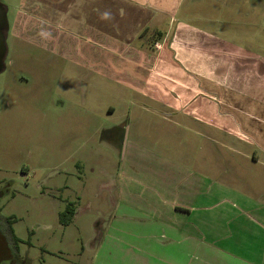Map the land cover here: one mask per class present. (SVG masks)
Segmentation results:
<instances>
[{
    "label": "rangeland",
    "instance_id": "374dc122",
    "mask_svg": "<svg viewBox=\"0 0 264 264\" xmlns=\"http://www.w3.org/2000/svg\"><path fill=\"white\" fill-rule=\"evenodd\" d=\"M6 2L13 32L32 44L15 46L11 35L0 77V192L11 186L0 196V231L13 245V230L20 259L4 264H208L202 231L223 232L240 191L226 173L257 167L232 158L224 98L206 80L247 91L264 81V0H182L176 24L191 23L172 33L164 17L147 25V13H135L140 23L125 25L95 10L109 0ZM79 20L92 24L84 38ZM56 21L72 33L55 28L56 53L36 50L31 61ZM123 122L118 154L101 134Z\"/></svg>",
    "mask_w": 264,
    "mask_h": 264
},
{
    "label": "crops",
    "instance_id": "0c3cea01",
    "mask_svg": "<svg viewBox=\"0 0 264 264\" xmlns=\"http://www.w3.org/2000/svg\"><path fill=\"white\" fill-rule=\"evenodd\" d=\"M142 1L141 3L134 4L132 0H125L126 3H121L117 0H109V3L104 5H97L95 10L100 12L102 9L106 12L114 14L115 21L120 24L134 25L136 22L140 23L139 16L135 17V13H147V25L148 23L157 18L164 17L169 19V24L172 28H169L170 33L173 29H178L181 25L187 27L188 20H183L181 24H176V16L180 10V4L182 0H136ZM149 1V4L147 3ZM118 14V16H117ZM94 28L97 30V23L100 19L94 15ZM75 21V20H74ZM72 21V22H74ZM81 21V20H79ZM78 21V22H79ZM86 22V23H85ZM89 21L84 20V24ZM188 22V23H187ZM82 24V21H81ZM85 27V29H83ZM80 26L82 31L89 29L92 24ZM140 27V26H139ZM149 27V26H147ZM68 33L70 34L71 28L68 26ZM185 31V30H184ZM183 30L179 32V35H183ZM197 32V31H196ZM82 33H85L82 32ZM167 35L170 36V33ZM175 37L178 36L177 31L173 32ZM84 38V34L81 35ZM81 38V37H80ZM124 39L123 41H126ZM128 41V40H127ZM176 49L171 44L170 51L173 52ZM125 50L120 49L119 52ZM126 50L125 52L127 53ZM131 52H137L135 55L143 56V50L135 49L132 47ZM236 56H246L235 54ZM134 55L132 54V57ZM158 57H155L156 63ZM255 59L247 56V61L251 62ZM256 64V63H255ZM248 66V65H247ZM246 66V67H247ZM262 69V67H261ZM263 71L260 70V73ZM162 79V75H159ZM263 75L260 74V78ZM202 80H205L202 78ZM214 87L221 89L220 93L224 99H217L219 105L218 113L221 116V120L224 119L229 125L228 132L234 135V139L230 142L229 151L233 153L232 158L242 157L249 161H252L257 167L256 171H247L245 173L244 168L240 170L232 169L226 173L227 177L230 176L232 183L230 186L240 188V191L232 190L236 195V201L227 202L231 204L230 213L225 217L224 229L221 234H208V231H202L205 238L208 240L206 246L208 264H264V89L263 82L255 80L253 83L256 86H252L255 91L246 88H234L226 85L219 86L209 80H206ZM263 93V94H262ZM213 97V101L216 99ZM180 122V121H179ZM215 131V129H214ZM231 140V139H230ZM234 180V181H233ZM232 197V196H231ZM239 201V203L237 202ZM186 210V209H185ZM234 210V211H233ZM190 213L189 210H186ZM233 211V212H232ZM183 212V211H182ZM196 231V230H195ZM182 233H186L185 229ZM188 232L185 237L189 240L199 241L201 235L198 232ZM105 234V233H104ZM99 247V246H98ZM97 247V248H98ZM201 261L199 260V263Z\"/></svg>",
    "mask_w": 264,
    "mask_h": 264
},
{
    "label": "flooded vegetation",
    "instance_id": "af4514ba",
    "mask_svg": "<svg viewBox=\"0 0 264 264\" xmlns=\"http://www.w3.org/2000/svg\"><path fill=\"white\" fill-rule=\"evenodd\" d=\"M22 5H23V1L20 3L19 8ZM33 12L35 14H33L32 12H28L30 14V16H31L30 19L37 20V15L38 14H36L37 12L35 10H33ZM17 13L20 14V11H17ZM9 16H10V7H9L8 3L6 2V0H0V77L7 70V61H8V56H9V53H10L9 40H10L11 35L13 37V41H14L15 46H17V45L18 46H22L24 44L23 41H27V43L30 44V45L32 44V42H29L30 41V37L27 38V37L23 36L22 34H20V32L17 33V35H16L13 32V28L11 27V19H10ZM18 18L19 17L17 15V20L15 19V23L18 21ZM73 19H75V18H73ZM74 22H73V24H74ZM80 23H81V21L78 22V30H77L78 38L81 37V33L83 32L82 28H80V26H82ZM48 27L49 28L45 29L48 39L45 40L46 42L43 39H40V41L36 44L37 46L36 47H32L33 48L31 50L32 53H30V60L31 61L34 59V57L36 59V56H37L36 55L37 53L35 52L36 50L44 51L45 53H48V54L53 53V52L56 53V50L54 49V44L55 45L59 44V38L60 37L59 38H55L54 37V33H55L54 29L55 28L56 29L59 28L60 31H62V32H64L63 30L68 31L65 27L59 26L57 21L56 22H50V26H48ZM36 33H37V31H36ZM39 33H42V32H39ZM71 33L72 32H70V34ZM40 43H43L46 47H44L43 44H41L39 46L38 44H40ZM46 48H48V49L46 50ZM33 54H35V56ZM33 71L36 72V70H33ZM127 127H128L127 122H123L121 124H117L116 126H114L112 128L104 129V131L101 134L102 135L101 136L102 140H107L108 144L111 147H113V149L118 154H121L123 149H124V144H125L124 140H125V134H126ZM22 171H27V170L24 168V169H22ZM114 178H116V177H114ZM10 188H11L10 185L4 186V188H3L4 191L0 192V196H3L4 194L10 192ZM1 221L2 220L0 218V226H2ZM100 229H101V227L98 226L96 228V232H98V236H100V242H101L102 239H103L104 233L102 231H100ZM0 239L5 244L4 248L6 249V252L4 254L0 250V253H1L0 254V264H4V263H7V262H15L16 260H20L19 259L18 247H15L16 244L14 242H13V245L12 244H7V242L5 240V237L3 236L1 231H0ZM99 245H100V243H99ZM95 248H97V247H95ZM22 264H23V262H22Z\"/></svg>",
    "mask_w": 264,
    "mask_h": 264
},
{
    "label": "trees",
    "instance_id": "16d2710c",
    "mask_svg": "<svg viewBox=\"0 0 264 264\" xmlns=\"http://www.w3.org/2000/svg\"><path fill=\"white\" fill-rule=\"evenodd\" d=\"M74 215H75V212L73 211V206L72 205L68 206L66 211L63 214H61V223L63 225L69 224V221L71 219H73ZM10 233H11V238H12L13 242L16 243L17 242V238H16V236H15V234H14L12 229H10Z\"/></svg>",
    "mask_w": 264,
    "mask_h": 264
},
{
    "label": "water",
    "instance_id": "95a60500",
    "mask_svg": "<svg viewBox=\"0 0 264 264\" xmlns=\"http://www.w3.org/2000/svg\"><path fill=\"white\" fill-rule=\"evenodd\" d=\"M100 238V236H98ZM5 244L3 243V241L0 239V250L2 251V253L4 254L6 252V249L4 248ZM1 254V253H0Z\"/></svg>",
    "mask_w": 264,
    "mask_h": 264
},
{
    "label": "built area",
    "instance_id": "2783aa9c",
    "mask_svg": "<svg viewBox=\"0 0 264 264\" xmlns=\"http://www.w3.org/2000/svg\"><path fill=\"white\" fill-rule=\"evenodd\" d=\"M158 47V46H157Z\"/></svg>",
    "mask_w": 264,
    "mask_h": 264
}]
</instances>
